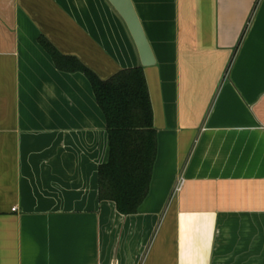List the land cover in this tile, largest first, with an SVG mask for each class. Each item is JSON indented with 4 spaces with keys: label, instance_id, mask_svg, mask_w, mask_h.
Masks as SVG:
<instances>
[{
    "label": "crops",
    "instance_id": "1",
    "mask_svg": "<svg viewBox=\"0 0 264 264\" xmlns=\"http://www.w3.org/2000/svg\"><path fill=\"white\" fill-rule=\"evenodd\" d=\"M132 2L151 66L108 0H0V264H264V0ZM40 38L101 79L143 68L157 155L136 213L99 199L104 114Z\"/></svg>",
    "mask_w": 264,
    "mask_h": 264
},
{
    "label": "trees",
    "instance_id": "2",
    "mask_svg": "<svg viewBox=\"0 0 264 264\" xmlns=\"http://www.w3.org/2000/svg\"><path fill=\"white\" fill-rule=\"evenodd\" d=\"M39 42L58 69L85 74L104 114L108 158L98 167L99 199L113 201L122 214L136 213L148 194L157 155V130L143 68L121 69L101 79L77 58L61 55L45 39Z\"/></svg>",
    "mask_w": 264,
    "mask_h": 264
},
{
    "label": "water",
    "instance_id": "3",
    "mask_svg": "<svg viewBox=\"0 0 264 264\" xmlns=\"http://www.w3.org/2000/svg\"><path fill=\"white\" fill-rule=\"evenodd\" d=\"M108 2L124 21L136 46L141 65H154L156 62L154 54L132 0H108Z\"/></svg>",
    "mask_w": 264,
    "mask_h": 264
},
{
    "label": "built area",
    "instance_id": "4",
    "mask_svg": "<svg viewBox=\"0 0 264 264\" xmlns=\"http://www.w3.org/2000/svg\"><path fill=\"white\" fill-rule=\"evenodd\" d=\"M183 178L182 177H179V180H178V182H177V185L175 186V190H178L180 187H181V185H182V183H183ZM14 210V209H13Z\"/></svg>",
    "mask_w": 264,
    "mask_h": 264
}]
</instances>
